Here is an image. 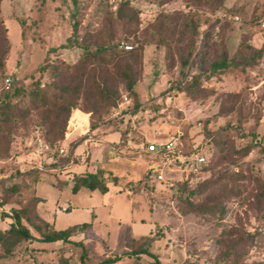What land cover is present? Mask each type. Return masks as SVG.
Wrapping results in <instances>:
<instances>
[{
	"label": "rangeland",
	"instance_id": "374dc122",
	"mask_svg": "<svg viewBox=\"0 0 264 264\" xmlns=\"http://www.w3.org/2000/svg\"><path fill=\"white\" fill-rule=\"evenodd\" d=\"M122 1L3 0L2 18L10 53L5 73L0 71V99L3 92L12 88L14 79L30 84L42 77L43 84L51 82L52 71L43 76L39 72L48 58L50 62L75 63L81 50L76 46L60 48L72 36L73 24L78 22L79 36L99 30ZM128 1L138 10L140 25L138 33L130 40H122L121 45H132L135 51L146 43L143 62L135 66L142 78L136 89L143 107L136 115L133 111L128 113L131 101H125V90L121 88L122 103L111 110L99 128L127 134L108 144L100 140V133L92 135V150H100L107 174L118 177L122 186L129 182L135 185L136 192L131 191L135 195L127 194L126 188L123 193L112 188L108 194L83 188L75 194L72 184L60 191L54 185L67 178L64 167L75 157L69 159L57 151L56 163H51L56 171L48 168V159L36 152L35 130L27 137L17 136L10 157L0 161L2 186L19 182L30 185L19 196L9 198L7 206L0 207V229L8 228L10 223L1 214L26 205L36 196L31 177L39 174V181H45L38 187V195L45 199L42 210L49 212L45 216L55 221L57 229L91 223L90 238L76 235L73 240L90 244L101 260L127 252L132 230L136 236L155 235L152 252L162 264H231L237 259L264 264V29L255 24L264 16V0H221L218 8L209 0ZM188 15L198 24L197 47L187 69L190 75L207 70L222 50L234 57L243 44L262 49L253 68L226 73L205 83L208 90H213L209 98H185L172 89L183 80L179 52L189 41V35L182 36V23ZM164 16L171 18L161 32L155 31ZM184 16L178 25V18ZM53 49L56 51L51 54ZM89 126L90 115L74 110L61 148L72 147L67 139ZM212 136L219 143H207ZM169 139H177L184 154L194 150L207 152L213 169L187 177L172 154L149 150L154 141ZM248 147L252 149L247 154L233 151ZM38 166L46 168L40 171ZM159 174L164 181L158 179ZM187 179L191 180L187 192L199 183L211 181L209 188L194 198L195 202L211 205L201 214L181 210L183 202L176 185ZM231 230L244 238L238 255L232 254V260H227V246L218 241ZM55 246L41 249L40 243L34 241L22 245L0 264H59L61 254L70 258L69 264H79L81 247L75 243ZM150 261L149 256L140 257L142 263ZM117 264L136 262L123 257Z\"/></svg>",
	"mask_w": 264,
	"mask_h": 264
},
{
	"label": "trees",
	"instance_id": "16d2710c",
	"mask_svg": "<svg viewBox=\"0 0 264 264\" xmlns=\"http://www.w3.org/2000/svg\"><path fill=\"white\" fill-rule=\"evenodd\" d=\"M2 1L0 0V71L4 74L10 53V42L2 18ZM209 1L216 6L215 8L222 5L221 0ZM164 2L166 3L168 0H164ZM185 17L178 18L177 24H181V19ZM170 18V16H164L155 26V31L161 32ZM260 19L256 20L255 24H258ZM139 25L138 10L128 0H123L99 30L87 31L79 36V24L78 22L73 24L72 36L68 39V43L60 48L68 49L76 46L81 50V55L73 64L63 60L50 62L48 58L39 72L43 76L46 71H52L51 82L43 84L42 77L30 84L12 80V88L3 92L0 99V161H5L10 157L17 136L27 137L35 130L38 134L37 137H40L49 146L50 154L55 156L65 142L67 125L74 110L81 109L85 114H89L91 128L98 129L105 123L111 110L118 108L122 103L121 88H124L125 97L131 101V106L126 111L128 113L133 111L136 115L143 107V103L136 89L142 78L135 66L141 65L143 62L146 43L143 42L140 48L135 51H124L120 48L122 40H130L138 33ZM182 26V36L189 35L186 48L179 52V67L183 80L172 89L183 94L185 98H209V94L213 90H208L205 83L226 73H239L251 69L262 56V49L243 44L234 57H230L226 50H222L207 70L190 75L187 69L197 47L198 24L188 15ZM55 51V49L50 50V53ZM49 65L50 67H48ZM33 128L35 129L33 130ZM114 131L120 132L121 140L123 134H127V131L121 132L118 129H114ZM212 142L219 143L216 142L215 136L209 137L207 140V143ZM250 149L252 148L248 147L245 151H233H236L237 155H242L247 154ZM55 167V164L51 166L52 169H56ZM211 169L213 168L210 167L209 160H207L206 165L202 167V172H209ZM31 179L36 184L40 180V176L35 174ZM190 181L187 179L176 185L180 201L183 202L181 210L186 214H201L211 205L205 204V201L203 203L195 202L194 198L209 188L211 181L199 183L194 190L187 192ZM120 182L118 177L99 169L96 172L75 175L72 179V192L76 194L86 188L106 194L109 191V184L119 185ZM68 184V181H58L57 187L64 189ZM28 188L30 185L22 182L12 186H2L0 182V207L7 206L9 198L19 196ZM125 188L136 192L135 185L130 182L125 185ZM41 202V198L34 196L26 205L20 208H11L9 213L1 214L2 218L10 220V223L7 229H0V261L13 256L22 245L36 241L39 243L62 242L64 245L75 243L82 248L79 264H117L123 257L134 259L136 264H162L157 255L152 252L156 240L153 234L138 238L132 237L130 250L123 255L99 259L90 244L73 240L76 235H84L86 239L90 238L92 236L91 223L58 230L40 216L38 206ZM243 238L239 232L231 230L218 241L227 246V260H232V254L238 255V247ZM144 255L149 256L151 261L140 262V257ZM69 262L70 258L61 254L59 264H69ZM231 264L248 263L237 259L232 260Z\"/></svg>",
	"mask_w": 264,
	"mask_h": 264
},
{
	"label": "crops",
	"instance_id": "0c3cea01",
	"mask_svg": "<svg viewBox=\"0 0 264 264\" xmlns=\"http://www.w3.org/2000/svg\"><path fill=\"white\" fill-rule=\"evenodd\" d=\"M89 130H90L89 136L83 135L84 132L87 131V129H83L81 132L72 134L70 136V138L67 139L69 144L73 143L72 148L74 150L75 159H74V161L71 162V164H68V165H66L64 167L66 169V173L68 175H67L66 179H63L61 181H65V182L68 181L69 182V184L65 188L69 187V185L72 184V179H73V177L75 175L83 174L85 172H96L99 169H104L105 163H104V160H102V158H101L100 150H92L93 149V145H94V138L92 137V135H98L100 133V135H103L100 140L103 143H106V144L110 143L111 141H113V142L116 141L117 142L118 139H120V132H117V131L110 132L109 130H105L103 128L93 129L91 127H90ZM88 156H92L90 161L86 160V157H88ZM54 171H56V169H54ZM44 182H45L44 180L38 181V183H36L35 187H34V189L36 190V196L38 198L42 199V202L38 206V210H39L40 216L44 220L48 221L49 223H51V224H53L55 226V221L51 220V219L49 220L45 216L46 214H49V212H43V210H42V206L43 205L46 206L44 204L45 199L43 197H41L40 195H38V187H39V185L40 186L43 185ZM54 186L57 189H59L56 185H54ZM124 186L125 185L122 186L121 184H119V185L109 184L108 185V187H109L108 193L112 190V188H114L119 193H123L124 192V188H125ZM71 187H72V185H71ZM64 189H59V190L63 191ZM108 193H106V194H108ZM126 193L129 194V195H135L130 190H128ZM139 209L142 210L141 208H139ZM47 211H49L48 207H47ZM138 220H142V222L144 221V219H138ZM93 222H95V221H93ZM130 224L133 225V222H131ZM55 228H56V226H55ZM5 229H7V228H4V229L2 228L1 230H5ZM58 230H64V229H58ZM143 236H149V235H143ZM132 237L138 238V237H141V236H136L133 233V231L131 230L130 234L128 235L129 246H128L127 249H125L126 251L130 250L129 249L130 240H131ZM60 244L64 245L62 242L40 243V245L42 246L40 248L41 249H49V247H51V246L56 247L55 245H60Z\"/></svg>",
	"mask_w": 264,
	"mask_h": 264
},
{
	"label": "built area",
	"instance_id": "2783aa9c",
	"mask_svg": "<svg viewBox=\"0 0 264 264\" xmlns=\"http://www.w3.org/2000/svg\"><path fill=\"white\" fill-rule=\"evenodd\" d=\"M237 19V18H236ZM238 20V19H237ZM258 26L260 29H264V16L261 18L258 22ZM122 47L126 49V51H131L133 50L132 45H124L122 44ZM8 83H10V79L7 80ZM125 101L129 103V100L125 98ZM71 124V122H70ZM90 126L87 128V131L84 132L83 135L89 136L90 134ZM67 137H69V134H67ZM37 144L38 148L36 150L37 154L43 158L48 159V168L52 169L51 166L54 164L51 163H56L54 156L50 154V148L47 146L44 141L38 137L37 138ZM149 150L152 152H157L163 155H173L174 159L179 163L180 169L187 174V177L191 175H198L202 173V167L206 165L208 157H207V152L200 150V151H193L187 154H184L181 149L178 146V141L177 139H169L164 142L160 141H154L150 146ZM58 155H65L69 159L74 157V150L72 147L69 149H65L64 147L58 150ZM56 154V155H57ZM64 156V157H65ZM65 162H68L66 160ZM46 167L38 166V170L44 171ZM54 170V169H53ZM158 179L160 181H164V177L162 174L158 175Z\"/></svg>",
	"mask_w": 264,
	"mask_h": 264
}]
</instances>
